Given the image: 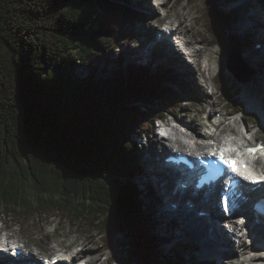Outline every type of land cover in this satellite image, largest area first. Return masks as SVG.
I'll return each mask as SVG.
<instances>
[{
	"label": "trees",
	"instance_id": "obj_1",
	"mask_svg": "<svg viewBox=\"0 0 264 264\" xmlns=\"http://www.w3.org/2000/svg\"><path fill=\"white\" fill-rule=\"evenodd\" d=\"M221 1L205 0L201 17L228 48L240 13ZM140 18L121 0H0V204L27 221L74 218L109 234L108 245L122 233L133 252L119 264H182L157 253L132 135L165 111L181 113L194 93L170 69L124 65L115 53ZM240 42L254 44L249 35Z\"/></svg>",
	"mask_w": 264,
	"mask_h": 264
},
{
	"label": "rangeland",
	"instance_id": "obj_2",
	"mask_svg": "<svg viewBox=\"0 0 264 264\" xmlns=\"http://www.w3.org/2000/svg\"><path fill=\"white\" fill-rule=\"evenodd\" d=\"M166 1V0H165ZM192 3H191V2ZM226 9H231L234 5H240L241 0H223L220 2L221 5L225 4ZM121 3L126 4L127 6H131L136 8L138 10L141 18L139 19L138 23L134 26L132 31L130 32V36H128L125 41L121 44L120 48L117 49L115 53L118 54L120 52L122 55H124V65L131 64L136 66H146L151 69V71H160L161 69L165 70V68L170 69L172 72L182 75L180 71H177V65L176 64H188L190 66V70L195 67V65L191 62L189 63V60L191 59L188 56L185 58V55L182 54V57L177 58L173 57L172 55H169V57L166 54L159 53H151L149 54V51H146L143 47L144 55L149 56H143V59H138L136 55V50L138 47L141 46L142 41L144 39V36H141L140 33L143 35L146 32H150L151 28L156 27L155 25V19H161L160 13L162 11L159 7L154 6V0H146L145 2H136L132 3V0H121ZM129 3V4H128ZM152 5V8L154 9L153 14H144L141 10V7ZM170 7V8H169ZM205 7V0H170L168 4H166V9L168 10L169 17L164 18V22H175L176 24H179L181 26H186V23L189 24L188 29L189 32L194 33L192 37H198L199 34H203L202 36L204 39H206V42H204L201 45H196V47L201 46V48L207 49V53H213L212 59L213 61V68L212 72L209 73V79H206V82L201 80L200 75L204 78L205 71H199V73H194L192 77L190 78V75L187 74V79L192 82L193 87V93L191 96H193V99H185V101L182 103V114H180V117H178L180 120H184L186 123L190 122L189 119H192L193 117H196L198 122L197 124L201 123V120L204 118H207L210 114L209 111L213 109V115L217 118H222L226 114L228 115L226 117V120H224L223 125L226 126V128H230L227 126L229 123H236V126L243 128V123L239 119V115L241 113H235L236 109L233 108L237 103H242L244 105V108H246L247 102L256 101L258 100L259 96L262 97L263 94V84H264V63L260 65V63H256V66L253 64L254 58L247 60L245 57V52L254 53L257 49L258 44V35L253 34L245 25V17L249 19V16L247 17V8L243 5H240L241 9H237L232 12L233 16H237L238 12L240 13V19L229 27V34L231 36H244L245 34H248L251 36V38L254 40V47L252 50H243L242 56L245 60V64L248 66L249 71L253 74V79L251 82L248 83H240L234 78V76L229 75L228 71L225 69L224 61L228 56V50L224 48L223 46L218 45H211L212 38H210L208 34V30L206 29V24L204 23V19L202 16V13L204 12ZM191 8L190 10H188ZM164 10V9H163ZM189 11L191 14H189ZM188 12V13H187ZM264 7L260 8V15L262 16V19H264ZM206 20V19H205ZM206 22V21H205ZM242 26L241 29L238 28V26ZM197 30V31H196ZM188 32V33H189ZM148 35V34H146ZM257 42V43H256ZM213 50V51H212ZM216 52V53H215ZM142 54V53H141ZM206 57L205 53L203 55L204 59ZM116 60V54L115 56L111 57ZM246 58V59H245ZM211 59V60H212ZM180 60V61H179ZM252 61V62H251ZM176 62V63H175ZM206 62V59L202 61L201 65L204 66ZM260 62V61H259ZM109 69L113 67L112 64L107 65ZM102 66L100 70L98 71V77L103 76L105 73L101 72ZM108 69V72H109ZM221 70L220 72L222 75H218L217 77L212 75L217 72V70ZM195 71V70H194ZM204 73V75H203ZM218 73V72H217ZM79 74L81 76L87 75V71L85 69H79ZM189 75V76H188ZM183 75L181 76V78ZM183 79V78H182ZM216 79V80H215ZM223 80L224 84H218L219 80ZM184 80V79H183ZM215 80V81H214ZM260 81V82H259ZM169 83V84H168ZM166 83L168 86H173L176 90H179V86L174 83L168 82ZM197 84V85H196ZM233 91H238L239 93L235 98L232 97L230 101L225 98L227 94H231ZM264 99V98H263ZM213 100L216 102V106L213 105ZM214 106V107H213ZM247 109V108H246ZM251 111V110H250ZM245 112V111H242ZM166 116H168V120L172 122L177 123V115L173 114L172 112L165 111L164 112ZM217 113V114H215ZM219 113V114H218ZM233 113V114H229ZM251 116H253L257 122L255 127L254 134L258 135L260 138H264V126L260 123V118L257 116L256 113H252ZM236 120V122H235ZM207 123H209L207 121ZM180 124V123H179ZM196 124V125H197ZM156 125V124H155ZM184 132H189L190 128H183ZM161 131V129H160ZM144 133L142 137L138 134H133L132 138L137 144V148L139 151H144L145 145H147V142L152 140V146L148 149L155 154L159 153L161 158H164L161 156L162 149L160 147H157L155 141L159 139L157 136V132L155 133V130L153 128H149V132H147V129L142 132ZM145 134H148L149 139L145 136ZM250 136V135H249ZM156 145V146H155ZM152 148V149H151ZM147 150V151H148ZM146 151V153H147ZM179 152L178 146L174 149V153ZM146 153L143 154V158H145ZM146 192L148 193L150 190L148 188H145ZM152 190V188H151ZM146 193V194H147ZM146 194L140 193V199L143 202V205L146 206L147 204L144 203V201H147ZM149 201V199H148ZM151 207V206H150ZM158 207V206H157ZM144 209V208H143ZM154 211V208H151L150 210ZM149 212H146L147 214L151 215ZM145 212V211H144ZM195 212H197L195 210ZM168 214V213H167ZM169 214H171L169 212ZM168 214V215H169ZM7 218L9 221L12 222V227L7 230L5 233L8 236H11L13 239H17L21 242H23L28 248H33V250H36L37 253H42L48 256H54L58 249L62 250H71L74 252H77L78 250H82V248H89L94 253L90 255L91 258H97L98 261H96L95 264H119L121 258H126L132 251V247H128L127 245L121 246L122 240L124 239L122 234H115L112 240V244L108 245V239L109 234L104 233L102 230H98L93 228L90 225H87L85 223H82L79 220H76L74 218H68V217H40L39 215H35L31 219L27 221V219L22 218L16 211H13L12 209H8L0 204V225H3L2 219ZM158 219L157 216L153 219L155 221ZM168 220V219H167ZM237 222H241L240 219H235ZM169 223V227H162L159 223L156 227H150L149 232L153 235V238L155 240V244L157 246V253L159 256L162 255V260H171L176 259L177 255L181 256L182 259L180 262L182 264H189V257L191 256L190 252L185 253L183 246H180L178 249L174 251V253L171 252L168 247L165 245H161L160 238L162 237V233L166 232L169 233L172 238L173 232L175 230L172 223ZM239 225V224H238ZM247 226V225H246ZM23 229V230H22ZM76 230V231H75ZM101 233V234H100ZM202 233V232H201ZM5 234L2 232V236L5 237ZM203 234V233H202ZM204 234L203 238L191 235V233L185 232L182 236L183 242L185 243H191L192 245H189L188 248L192 249L194 245H199L198 241L196 240L201 239L204 240ZM206 237V236H205ZM207 238V237H206ZM247 241L249 240V236L246 237ZM83 241V242H82ZM234 242V240H233ZM84 243L85 245H82ZM234 244V243H233ZM237 244V243H236ZM87 245V246H86ZM250 248V247H249ZM248 248V249H249ZM238 254L231 258H223V263L227 264L230 259H233L235 261L237 260H244L245 256L240 253L241 248L237 247ZM192 251V250H191ZM185 257V258H184ZM210 259L209 257H206ZM194 261H199V259L195 258ZM210 264H214L213 261L207 260ZM245 264H248L246 262Z\"/></svg>",
	"mask_w": 264,
	"mask_h": 264
},
{
	"label": "bare ground",
	"instance_id": "obj_3",
	"mask_svg": "<svg viewBox=\"0 0 264 264\" xmlns=\"http://www.w3.org/2000/svg\"><path fill=\"white\" fill-rule=\"evenodd\" d=\"M140 1L145 2L146 0H132V3L134 4V3L140 2ZM169 1L170 0H166L167 4L169 3ZM240 4L247 8V14L249 16V21H248V24H246V27L251 32H253V34L255 33L258 35V39H259L258 41L261 44V47L254 50L255 51L254 53H249L248 51L245 52V57L247 58V59L246 58L245 59H246V61L247 60L250 61V59L255 57L253 64L255 66H257L255 63V62H257V63H260V65H262L264 63V19H262V16L260 15V8L262 10V8L264 7V0H241ZM190 9L191 8H189L188 10H190ZM138 10H139V8H138ZM141 10H143L142 12L144 14L146 13L147 15L154 13V9L152 8V5L141 7ZM189 14H191L190 11H189ZM263 14H264V12H263ZM186 27L189 28V24L186 23V26H184V27L181 26L183 32L187 34L189 31ZM241 27H242L241 25L238 26L239 29H241ZM153 32H154V34H156V37H158V32H156L154 30H153ZM188 34L191 36V44L192 45L203 44L204 42H206V39H204V37L202 36L203 34L202 35L199 34V36L195 37V38L192 37V35L194 33L189 32ZM145 35H146V33L143 34V36L150 40V38L145 36ZM247 35L248 34H246L245 36H247ZM252 41H254V40H252ZM173 43L174 42L172 39V45H174ZM142 47L143 46H141V51H140V47H138L136 52H135L138 59H143V56H145V58H146V56H149V54H151L154 51H161V53H159V54H161V56L163 54H166V55L169 54V55H172L173 57H177V58L182 57L180 51L175 49V45H174V47L167 46V48H164V47H161L157 41H153L150 48H149V54L148 55H144V51H143ZM204 53H205L206 57L204 59H202ZM169 55H167V56L169 57ZM212 55H213V53H211V52L207 53V49L201 48V46H199V47L195 46L194 50L192 52V57L189 60V63L192 62L195 65V67L191 71L190 66L188 64H185V62H186L185 61L184 64H176L177 65V71H180L182 73L183 79L188 78L187 74L190 75V78H193L192 75L194 73H199V71H205V72L207 71L208 64H206V62H205L204 66H202L201 63H202V61H204L207 58L211 61ZM203 75H204V73H203ZM200 78L204 82H206V79L207 80L209 79L208 77L204 78L201 75H200ZM192 89H193V87H192ZM263 94H264V84H263ZM225 98H227L228 101L231 100V97L229 94H227L225 96ZM213 105L216 106V102L214 100H213ZM249 106L251 108H256L257 104L252 102V103H250ZM209 114L210 115L214 114L213 109H211L209 111ZM215 114H217V113H215ZM235 122H236V120H235ZM221 123H223L222 119H221ZM179 126H180L179 123H176L175 127H179ZM229 127H230L229 132L231 133V136L233 138L231 145H232V147L235 150L237 155L243 156L242 151H244V150L239 147V143L244 141V136H242L243 132H242L241 128L238 127V125L236 126V123H234V124L229 123ZM254 129L255 128L251 129L250 131L254 132ZM157 136L159 137L160 134L157 133ZM241 136H242V138H240ZM211 137H213V138L219 137L218 132H213V136H211ZM175 148H176V145H174L172 143L167 145V150L169 151V154L170 153L173 154L172 150H174ZM165 150L166 149L161 151V156L165 155ZM153 154H155V152H153V151L148 153L145 156L144 163L142 162V164H141V168L144 165V169H142L143 171L141 172V176L139 175V181L137 180L140 189H142L145 193V188H148L149 190L152 188V191L150 192V194L153 195L154 197L158 198L159 202L161 203L162 206H164V208L165 207L168 208L170 206L169 204L171 202H177L178 205H182V206L184 205L183 210H185L186 212H187V210H191L188 207H185L186 206L185 205V202H186L185 198L187 197L185 194H181V192L179 190H177L175 192V194L172 195V191H174V188L172 186L174 179L171 178L170 175L167 174V172L171 171L170 167L162 161V158L160 157L159 153H157L155 156H153ZM200 155H204V154L202 153ZM157 171H160L159 174L157 173ZM163 175H167V176L162 177ZM240 189H241V187H240ZM261 195H264V186L261 187V190L259 193H256V191H253L248 185H245V188H244V197L245 198L244 199H247V200L252 199L254 201H257ZM212 202H213V200L210 199L209 200L210 204H206L197 198V200L195 201L196 208L206 211L207 215L190 219V222L192 224H188V225H181V223L179 225L178 221H176V219H174L173 222L175 223V225H174L175 234L173 237L174 238L175 237L182 238L183 234L185 232H188V233H191V235L203 238V234H204L207 237L206 238L204 236V240L206 242H209V243L203 247V254L205 257H209L214 262V264H224L222 257L231 258L234 255L238 254L237 253L238 252L237 247L241 248L240 253L244 256L250 254V252L252 250L253 251L255 250L257 255L252 256V257L249 256L250 260L248 257H245L244 260H237V261H235L236 259L235 260L230 259V261L227 264H245L246 262H248V264H254L253 262H255L256 264H258V262H262L259 264H264V261L262 260V253L264 254V231L256 230L252 233L251 229L247 228V226H246L247 225V218L242 217V216H241V218H243L244 220L241 223L234 222L231 225L230 229L228 230L226 227H224L220 224V217L225 216V215L223 213H221L218 206ZM152 208H154V211H153V209L151 211L152 218L154 219L155 216L158 217V219H156L155 221H153V219H152V223H153L152 225H157L161 221L166 220L165 215H163V213H161V211L159 209H158L159 210L158 211L156 209V207H152ZM2 221H3V225H0V232H3L4 230H9V228L12 227V222L9 221L7 218L2 219ZM168 224L169 223H166L165 226L168 227ZM198 225L201 228L200 231L198 230V228H196V227H198ZM165 226H162V227H165ZM231 233H233L234 235L232 234V236H231ZM248 236L252 237L253 242L251 244L247 243L246 237H248ZM9 237L12 238L11 236H9ZM199 240H201V239H199ZM233 240H234V242H233ZM210 242H211V245H210ZM237 242H239V244H236ZM82 245H85V244L82 243ZM30 252L34 257H40L43 255L42 253H37L33 249ZM77 253L82 254V255H86V256H90V254H93L94 252L89 248H82V250H80V251L78 250ZM43 256L48 257L47 255L46 256L43 255ZM92 261L96 263V261H98V259L92 258ZM6 264H9V262H7ZM100 264H102V262Z\"/></svg>",
	"mask_w": 264,
	"mask_h": 264
},
{
	"label": "water",
	"instance_id": "obj_4",
	"mask_svg": "<svg viewBox=\"0 0 264 264\" xmlns=\"http://www.w3.org/2000/svg\"><path fill=\"white\" fill-rule=\"evenodd\" d=\"M228 46V59L226 62V67L228 69L229 74L234 76V78H236V80L240 83L251 82L253 74L251 71H249L248 66L243 60L240 42L232 36V39H230ZM238 93V91L231 92V94L235 95H237ZM247 104H249V102H247ZM123 237L124 239L122 240L121 246L123 247V245H127L128 247H130V244H127V242L125 241L124 235ZM194 247L199 248V246L197 245H194ZM132 252L133 249L129 255H131Z\"/></svg>",
	"mask_w": 264,
	"mask_h": 264
},
{
	"label": "snow or ice",
	"instance_id": "obj_5",
	"mask_svg": "<svg viewBox=\"0 0 264 264\" xmlns=\"http://www.w3.org/2000/svg\"><path fill=\"white\" fill-rule=\"evenodd\" d=\"M261 147H264V145H262ZM260 149L257 148V147H252L250 148L248 151L249 152H252V153H255V152H258ZM219 159L225 164L228 166V168H230L233 172H236L237 169L235 168V166L233 165L232 161L229 160V159H226L225 156L223 155V152H221L219 154ZM241 175H243V173H240ZM245 179H253L255 180L254 177H248V176H245ZM261 179H264V177H261Z\"/></svg>",
	"mask_w": 264,
	"mask_h": 264
}]
</instances>
